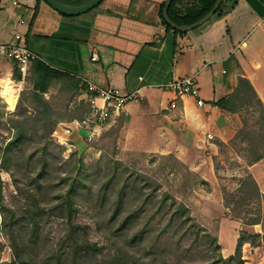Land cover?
Listing matches in <instances>:
<instances>
[{"label": "rangeland", "instance_id": "obj_1", "mask_svg": "<svg viewBox=\"0 0 264 264\" xmlns=\"http://www.w3.org/2000/svg\"><path fill=\"white\" fill-rule=\"evenodd\" d=\"M6 75L0 71V163L14 132L6 117L32 110L31 86ZM7 80L24 83L18 92L7 93ZM254 111L245 106L235 113L238 131L242 117L248 119V134L236 132L218 144L216 154L208 149L215 172L211 190L198 172L192 170L201 177L199 183L170 156L124 149L114 129L93 139L87 135L81 143L78 136L72 140L54 131L56 142L46 151L49 165L40 177L42 150L39 143H28L23 154H14L10 171L0 166V264H17L11 230L18 238L22 234L24 248L30 247L23 264H237L224 258L235 253L241 232L247 240L241 248L243 264H264V196L254 192L243 198L239 191L253 157L264 151V140L253 144L259 132ZM165 192L174 197L163 202ZM175 198L188 206L181 221ZM10 209L17 220L11 229L2 223ZM255 218L260 222L250 223ZM211 234L218 235L219 248ZM85 245L89 248L82 249Z\"/></svg>", "mask_w": 264, "mask_h": 264}, {"label": "crops", "instance_id": "obj_2", "mask_svg": "<svg viewBox=\"0 0 264 264\" xmlns=\"http://www.w3.org/2000/svg\"><path fill=\"white\" fill-rule=\"evenodd\" d=\"M165 1L102 0L69 15L47 0H0V41H17L21 34L40 59L81 81L118 87L124 95L139 90L142 99L128 101L118 112L111 108L99 135L114 129L124 149L174 155L215 184L208 149L216 154L217 140L227 142L240 126L234 112L215 102L234 90L240 75L251 80L264 102V0H227L226 14L183 33L163 22ZM255 29L254 37L244 40ZM15 66L14 59L0 58L6 76ZM192 75L199 96L177 97L165 86ZM98 103L104 105L102 99ZM78 105L91 108L85 85L78 90ZM82 114L79 110L71 121L60 118L55 134L78 136L81 143L97 123L92 108ZM250 172L264 196V157L250 165Z\"/></svg>", "mask_w": 264, "mask_h": 264}, {"label": "trees", "instance_id": "obj_3", "mask_svg": "<svg viewBox=\"0 0 264 264\" xmlns=\"http://www.w3.org/2000/svg\"><path fill=\"white\" fill-rule=\"evenodd\" d=\"M64 3L68 4H82L89 0H59ZM190 3V6L186 5V1L184 0H172L168 12L173 21L178 24H190L201 17H203L206 13H208L212 7L214 6L217 0H187ZM165 6V2L162 3L160 9V15L162 17L163 22L167 25L169 29H173L176 33H183L184 31L174 28L171 24H169L165 18L163 9ZM229 11L227 7V0H223L220 6L217 8L214 16L212 18L221 17ZM64 13V12H63ZM67 14V13H64ZM13 76L16 79H25L28 85L31 86L30 94H31V107L32 110L28 108L22 109V113H10L6 119L5 123L10 126L11 130H14L12 136L6 143V145L2 148V156H1V167L6 168V170L10 171L9 164L14 157V154L18 151L22 154L25 152L27 144L35 141L39 143L38 148L42 150V158L43 164L42 169L40 171L41 175L46 172L47 167L49 165V160L46 156V151L49 146H52L56 142V138L54 135V131L58 125V121L60 117L59 114L63 113L64 118L66 120H74L78 118L79 110L82 115L87 113L90 109L86 107H82L78 105V90L80 86H84L81 79L78 78L77 75L67 71L58 69L53 67L48 62L38 58L34 59L30 65L28 73L25 77L22 75L18 65L15 66L13 71ZM17 100V99H16ZM13 102V100H11ZM15 102V101H14ZM215 104L219 105L220 107L234 112L240 113L241 109L245 106H251L254 108V124L258 126L259 132L257 133L258 136H254L253 144L261 142L264 140V102L260 98L255 89L254 85L252 84L251 80L244 76L240 75L238 78V83L234 90L224 96L223 98L219 99L215 102ZM91 111V109H90ZM243 126L238 131V134H248V126L249 121L247 118L242 117ZM219 145L224 144V141L217 142ZM162 156H170L175 159L177 162L181 163L189 172H193L183 161H181L178 157L171 155V154H161ZM34 156L33 152L29 155V159H32ZM264 157V151L260 153H256L253 157L250 165L254 162L261 160ZM194 174V172H193ZM196 178H201L199 175L194 174ZM17 180V179H16ZM200 182L204 184H208V190H211V186L209 181L204 178H201ZM199 183V179H198ZM225 191V190H224ZM240 192L243 193V198H247L249 196H254V192L256 194H260V188L258 183L256 182L254 176L249 170L248 178H245L242 182V185L239 189ZM169 197L172 196L169 192H165L163 196V202L167 200ZM224 198H226V205L230 207V200L227 197V193L225 191ZM177 204L175 208V213L178 215V220H183L181 217L182 215L188 210V206L182 202L177 201L176 198L173 201ZM3 205V201H1L0 206ZM70 214L73 213V208L69 206ZM12 213L9 215L5 212V217L3 219V226L8 227L11 229L16 221L12 217V214H15V211L10 209ZM129 219L131 218L132 214H129ZM19 220V219H18ZM128 217L123 220L122 226L127 224ZM179 221V222H180ZM260 222V218H255L250 221V223L256 224ZM181 223V222H180ZM1 226V225H0ZM218 229V226H216ZM36 235V233H33ZM245 233L241 232L236 245V251L234 254L230 255L228 258H224L222 255L221 257L224 260L232 261L233 259H237V264H243L244 259L242 257V245L245 241L244 236ZM20 234L19 238L16 235L14 230H11V239L14 247V254L15 259L14 262L17 264H23L24 258H26L29 253L28 245L25 248L22 246V238ZM211 240L217 248L220 247V242L218 235L211 234ZM88 245H85L82 249H88ZM26 254V255H25Z\"/></svg>", "mask_w": 264, "mask_h": 264}, {"label": "built area", "instance_id": "obj_4", "mask_svg": "<svg viewBox=\"0 0 264 264\" xmlns=\"http://www.w3.org/2000/svg\"><path fill=\"white\" fill-rule=\"evenodd\" d=\"M16 38L17 41L14 42L0 41V58L9 57L14 59L25 77L32 61L40 58V56L26 44L21 34H16ZM82 83L90 93L92 113L94 121L97 122L88 134L89 139L99 136L102 130L101 127L111 116V108L118 112L125 107L128 101L143 98L139 90L124 95L118 87L102 86L85 78L82 79ZM165 86L167 89L174 91L177 97L200 95V87L196 75L176 78L166 83ZM98 99H102L104 105H100ZM198 103L204 104V100L199 97ZM173 105L176 104L173 103ZM207 136L209 139L215 138L214 133H208Z\"/></svg>", "mask_w": 264, "mask_h": 264}, {"label": "water", "instance_id": "obj_5", "mask_svg": "<svg viewBox=\"0 0 264 264\" xmlns=\"http://www.w3.org/2000/svg\"><path fill=\"white\" fill-rule=\"evenodd\" d=\"M47 1L61 12L67 13L69 15H76V14H79V13H82V12H85L91 9L92 7L100 3L102 0H89L82 4H68V3L61 2L59 0H47ZM171 1L172 0L165 1V6L163 9L165 20L176 29H179L182 31H188L198 26H201L207 21H209L214 16L217 8L220 6L223 0H217L214 6L212 7V9L208 13H206L203 17H201L197 21L190 23V24H178L171 19L169 12H168V8H169Z\"/></svg>", "mask_w": 264, "mask_h": 264}, {"label": "bare ground", "instance_id": "obj_6", "mask_svg": "<svg viewBox=\"0 0 264 264\" xmlns=\"http://www.w3.org/2000/svg\"><path fill=\"white\" fill-rule=\"evenodd\" d=\"M4 85L6 86L7 88V93L10 92L8 91L9 90H12L13 92H18L19 91V87H20V83L18 82H15V81H4ZM18 94V93H17Z\"/></svg>", "mask_w": 264, "mask_h": 264}]
</instances>
